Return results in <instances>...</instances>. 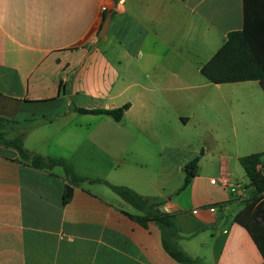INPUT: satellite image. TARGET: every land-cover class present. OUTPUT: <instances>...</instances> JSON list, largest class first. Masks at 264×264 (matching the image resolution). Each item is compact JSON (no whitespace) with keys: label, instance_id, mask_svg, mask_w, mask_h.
Listing matches in <instances>:
<instances>
[{"label":"crops","instance_id":"1","mask_svg":"<svg viewBox=\"0 0 264 264\" xmlns=\"http://www.w3.org/2000/svg\"><path fill=\"white\" fill-rule=\"evenodd\" d=\"M245 20L264 61V0H0V116L17 121L9 135L24 133L27 150L62 157L78 175L120 170L122 180L107 181L162 203L179 248L199 264H263L235 215L252 191L239 158L263 153L264 161V91L257 80L216 84L200 72ZM247 82L261 93L255 114L241 118ZM125 103L119 121L92 114L104 117L99 132L76 120L91 113L74 107ZM190 124L202 150L182 149ZM196 155L187 186L174 197L160 192ZM225 176L240 182L237 192L211 182ZM67 183L0 144V264H179L153 221L141 225L123 201L84 182L65 202Z\"/></svg>","mask_w":264,"mask_h":264},{"label":"trees","instance_id":"2","mask_svg":"<svg viewBox=\"0 0 264 264\" xmlns=\"http://www.w3.org/2000/svg\"><path fill=\"white\" fill-rule=\"evenodd\" d=\"M246 16V15H245ZM201 74L212 83H231L247 80H257L264 91V61L258 53L248 29L245 25L241 30L231 31L221 47L200 68ZM129 104L125 103L119 107L106 109H86L74 107L80 113L107 114L114 120L119 121ZM17 121L0 116V144L14 148L22 162L42 170H51L55 166H61L65 180L73 185L80 186L83 182L104 183L115 192L123 201L128 203L139 213L129 214L143 226L147 221H153L161 233V241L165 251L179 264H199V262L188 256L181 250L176 242L177 229L173 220V214L161 209L162 203L152 197L143 196L130 187L115 185L107 180L90 178L78 175L71 163L63 158L42 156L31 152L23 146L24 133L9 136V131ZM263 153H252L239 158L245 174L252 186L250 195L245 199L244 207L235 215V219L249 229L259 248L264 253V225L258 228L257 222L264 223V176L256 171V165L261 162ZM199 155L189 160L183 167L184 180L177 193L183 190L190 179L196 175ZM64 201H69L64 198ZM213 206H216L214 204ZM264 264V263H263Z\"/></svg>","mask_w":264,"mask_h":264},{"label":"rangeland","instance_id":"3","mask_svg":"<svg viewBox=\"0 0 264 264\" xmlns=\"http://www.w3.org/2000/svg\"><path fill=\"white\" fill-rule=\"evenodd\" d=\"M245 85V88L247 89V97L244 99V101L246 102H250L251 104H246L245 102H243V105L246 104L247 106L245 107L244 109V113L243 115H241V118H244L245 117H250L252 115L255 114V109L253 107V102L255 101V98L257 97V94L258 93H261V89L260 87L258 86V84L256 82H247ZM245 89V90H246ZM238 96V94H237ZM238 101H241V100H237L236 101V104ZM242 102V101H241ZM240 103V102H239ZM252 105V106H251ZM251 106V108L249 107ZM206 113H211V110L209 108H206ZM77 118L76 120H81V121H85L87 122V126H88V129H84V131H93V132H99L101 130V123H99L101 121V119H103L104 117L102 118H98L99 116L98 115H92L91 116H84V115H79V114H76ZM212 115V114H211ZM90 117V118H89ZM108 123V122H106ZM101 124V125H100ZM110 125H113L112 123H110ZM86 126V127H87ZM85 128V127H83ZM105 131L107 130H111L109 128V125H107V129H104ZM10 136V135H9ZM255 136L254 137V142H260L261 139L259 138V136L257 134L253 135ZM263 138V136H262ZM184 143H185V146L182 145V149L183 150H186V151H190V150H193V149H199V150H202V140L200 137H198V135L196 134V129H195V126L193 124H190L188 126V129H187V135L186 137L184 138ZM172 145H175V143L172 141L171 142ZM224 145V148L225 149H230L231 147L234 148L233 145L231 144H223ZM54 150H57V147H55V143H52V147ZM249 148H254V147H249ZM59 149V147H58ZM58 152V151H57ZM59 152H63L62 149H60ZM189 154V153H188ZM43 156V155H42ZM56 158V157H55ZM59 158H62V157H59ZM132 158V157H130ZM64 159V158H63ZM66 160V159H65ZM70 163V162H69ZM114 168H117V167H114ZM52 169H54V171L60 175H63L64 176V173H63V169L61 166H55L53 167ZM140 170L142 171V173H145L146 169L143 167V168H140ZM144 171V172H143ZM120 170H114V169H103L102 171H97L95 173H93V176L94 177H98V178H105L106 180L108 181H114V180H120L118 178H123V175L120 174ZM108 176V177H106ZM170 181H169V185H166L165 187L159 185V190L160 192H168L170 190H172L170 192V195H168V197L170 196H175L178 189L181 187V185L183 184V180H184V171L181 170L180 173L178 174V172L176 170H173L169 175H168ZM109 178V179H108ZM179 180L178 181V184L179 186L176 187L175 189H173V185L172 187L170 186L171 184H175L176 180ZM234 183H240L239 181H236V180H233ZM83 188L87 189V190H90L92 192H96V193H99L101 194L102 196H105L107 197L108 199H114L115 201H123L121 200V198L116 194L114 193L107 185L103 184V183H88V182H84L83 183ZM170 186V187H169ZM148 197V196H147ZM122 203V202H121ZM124 205H126V207H128L131 211L135 212V213H139L136 209H134L132 206H130L129 204H126V202H124Z\"/></svg>","mask_w":264,"mask_h":264},{"label":"built area","instance_id":"4","mask_svg":"<svg viewBox=\"0 0 264 264\" xmlns=\"http://www.w3.org/2000/svg\"><path fill=\"white\" fill-rule=\"evenodd\" d=\"M102 8H105V6L103 5ZM256 171L258 173H260L262 176H264V161L259 162L256 165ZM211 182L215 183V182H219L222 186L228 188L232 193L237 192L238 188L241 186L240 183H234L229 177L225 176V177H221L219 179H211ZM262 195L264 196V192L262 193ZM214 207L211 206L210 210L214 211Z\"/></svg>","mask_w":264,"mask_h":264},{"label":"water","instance_id":"5","mask_svg":"<svg viewBox=\"0 0 264 264\" xmlns=\"http://www.w3.org/2000/svg\"><path fill=\"white\" fill-rule=\"evenodd\" d=\"M107 24H108V19H104V22L102 24V27H101V30H100V33L101 34H104L106 29H107ZM65 188H66V192H65V196L67 198H71L72 194H73V186L69 183H67L65 185Z\"/></svg>","mask_w":264,"mask_h":264}]
</instances>
